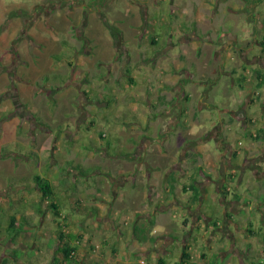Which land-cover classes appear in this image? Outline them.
Here are the masks:
<instances>
[{"label":"crops","instance_id":"0c3cea01","mask_svg":"<svg viewBox=\"0 0 264 264\" xmlns=\"http://www.w3.org/2000/svg\"><path fill=\"white\" fill-rule=\"evenodd\" d=\"M183 2L174 13L182 22L180 32L170 33L151 67L140 71L147 87L136 95L148 92L149 107L155 108L144 132L129 140L112 135L123 139L126 149L113 156L108 147L105 160L113 159L114 165L98 167L94 180H84V195L83 187L51 180L64 220L56 218L49 200L37 201L43 218L55 221L52 233L43 232L46 244L53 239L46 247L53 256L50 264H65L59 229L80 236V264H258L264 249V22L260 13L250 18L248 11L264 1ZM241 13L250 26L256 24L253 31L245 29L246 38L238 36L236 25L216 33L223 25L217 20L233 23ZM253 49L257 53L251 57ZM218 75L240 80L233 82L235 107L210 97L209 81ZM248 82L253 86L246 90ZM170 109L176 113L168 114ZM190 111L200 123L213 119L212 128L192 125ZM160 119L166 125L154 134L148 125ZM55 151L68 154L69 149L60 145ZM154 154L172 159L163 164ZM61 172L70 178L64 167ZM197 189L199 199L194 198ZM147 217L154 224L141 241L135 230L145 229L139 224Z\"/></svg>","mask_w":264,"mask_h":264},{"label":"rangeland","instance_id":"374dc122","mask_svg":"<svg viewBox=\"0 0 264 264\" xmlns=\"http://www.w3.org/2000/svg\"><path fill=\"white\" fill-rule=\"evenodd\" d=\"M180 2L0 0V152L11 153L0 159V264L4 258L6 264H50L52 260L46 247L53 239L46 244L43 232L52 233L55 221L44 219L36 208L42 199L35 175L82 188L85 181L94 180L97 167L114 165L113 159L105 160L109 148L113 156L119 154V148L126 149L123 139L121 143L112 135L129 140L144 132L145 121L151 119L155 108L149 107L148 92L146 97L141 95L144 98L136 95L147 87L140 71L151 67V60L155 61L170 33L182 27L174 14ZM251 12L260 13L264 22V3L251 8ZM246 17L241 13L233 23L219 19L223 25L215 31L221 35L224 27L230 31L236 25L238 36L246 38L245 29L253 31L256 25L250 26ZM107 24L118 31V39ZM187 50L196 55L191 47ZM256 53L253 49L250 56ZM152 75L155 79L153 72ZM130 76L135 83L129 82ZM239 81L219 75L211 79L213 102L235 107L233 93L237 87L233 82L237 85ZM246 86V90L251 89L253 83ZM166 112L176 113L171 109ZM212 113L216 115L218 111ZM192 116L190 111L192 125L212 128L213 119L200 123L198 117ZM165 125L160 119L148 126L156 134ZM68 134L74 138L69 139ZM232 140L237 142L235 136ZM60 145L69 149L68 154L54 152ZM137 150L134 148L132 153L136 155ZM155 155L163 164L172 159ZM63 167L70 172V178L59 173ZM84 169L92 173L85 176ZM83 188L84 195L86 187ZM85 199L84 196L82 200ZM33 209L38 214L31 215ZM13 215L25 226V231L16 232L14 239L6 229ZM143 223L148 228L154 220L147 217L139 226ZM33 241L37 247H32ZM16 248L26 252L14 258Z\"/></svg>","mask_w":264,"mask_h":264},{"label":"trees","instance_id":"16d2710c","mask_svg":"<svg viewBox=\"0 0 264 264\" xmlns=\"http://www.w3.org/2000/svg\"><path fill=\"white\" fill-rule=\"evenodd\" d=\"M246 1H249V0H246ZM254 2H263V1L262 0H254ZM248 15H249L248 17H250V18L254 17V15H253V13L251 11H248ZM107 25H108V28L110 29L112 35L116 39H118V37H117L118 36V31L115 30V27L113 25H110V24H107ZM152 42L156 43V40H152ZM129 81L131 83L135 82V80L132 77H129ZM258 86L260 87V86H262V84H258ZM259 138H260V136L256 137V139H259ZM10 154L11 153L9 151L0 152V159L1 158H5V157H7ZM129 154L130 153H127L126 155H129ZM95 168L96 167L94 166V169ZM91 173H92V171H86L85 172V169H84L83 174L85 176H87V175H89ZM33 179L35 181V184H36L39 192L41 193V199L42 200H49V202H51L50 203V207L53 210L55 216L62 219L60 208H59L57 202L54 201L55 186L53 185L51 179H49L47 177H42L40 175H35ZM193 189H195V188H193ZM200 195H201V193H200V191L198 189L194 190V198L195 199H199ZM18 220H19V218L17 216L13 215L11 217V220H10L7 228H6L8 230V232L11 233L10 235H13L12 236L13 239L15 238L14 236H16V234H17L16 232H19L21 230H22V232L25 231L24 224H20ZM62 220H64V219H62ZM62 225L65 226L64 223H61V225L59 224V227L61 228ZM144 226H145V229H143L144 231L142 229H140V232H139V228H137L135 230L136 236H138V238L141 241L147 240V235H144V234L148 233V228H147L145 223H143L142 228H144ZM59 231L60 232H59V235H58V239H59V241L61 243V245H59V251L63 255L64 263L65 264H80L81 259H80L79 255H78V249H77V247L79 246L78 238H80V236L75 234V233H73V232H71L70 230H68V232H64V231H62V229H59ZM25 252L26 251H24L23 249L16 248V250H14L13 253H12V257L15 258L19 254H23ZM6 263H7V259L4 258L2 260V264H6Z\"/></svg>","mask_w":264,"mask_h":264},{"label":"built area","instance_id":"2783aa9c","mask_svg":"<svg viewBox=\"0 0 264 264\" xmlns=\"http://www.w3.org/2000/svg\"><path fill=\"white\" fill-rule=\"evenodd\" d=\"M256 94L259 95V92L257 91ZM258 264H264V249L261 252Z\"/></svg>","mask_w":264,"mask_h":264}]
</instances>
